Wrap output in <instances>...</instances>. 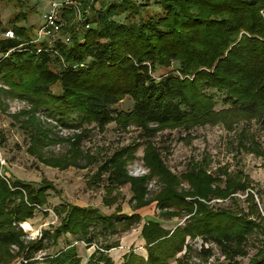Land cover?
<instances>
[{"label":"trees","instance_id":"1","mask_svg":"<svg viewBox=\"0 0 264 264\" xmlns=\"http://www.w3.org/2000/svg\"><path fill=\"white\" fill-rule=\"evenodd\" d=\"M0 1L19 8L9 28L0 16V83L8 86H0V91L31 105L30 120L23 125L31 130V147L40 156L54 142L52 130L35 116L41 110L65 127L92 123L105 127L118 120L125 126L142 127L149 138L168 126L190 129L222 121L231 127L241 119L264 118V0H155L161 8L155 13H150L148 2L111 1L93 7L91 16L77 22L81 27L68 20L62 31L71 33V42L60 38L42 52L40 44L32 42L33 26L22 23L33 11L31 0ZM8 29H14L16 37L2 36ZM173 65L167 75H154ZM55 85L60 92L53 90ZM214 92L225 107L217 109ZM126 96L134 101L129 111L116 107ZM75 114L76 122H70ZM136 148L118 152L101 165L97 175L109 173V193L129 183L135 210L156 202L161 216L186 219L173 228L146 220L140 234L147 254L131 248L120 264H171L174 258L178 264H207L188 259L189 241L195 238L202 240L200 255L205 260L213 255L207 243H214L229 264H241L236 257L248 254L252 238L262 241L248 264H264V217L253 193L247 196L248 211L239 207L235 195L250 187L249 177L229 176L221 186L219 178L204 169L192 168L178 176L152 143L144 157L150 174L132 176L126 165ZM252 151L264 157V146L257 144ZM81 153L74 147L70 161L50 162L80 166ZM153 177L162 187L149 198L148 182ZM51 188L45 183L36 187L10 180L0 172V262L12 260V244L30 258L67 234L92 244L105 231L126 232L143 220L140 213H124L120 206L107 215L97 207L63 203L54 208L60 224L25 243L20 225L45 208ZM214 198H229L236 208L212 206L208 202ZM104 201L112 205L117 198L110 195ZM118 245L103 246L107 251L96 249L84 262L78 247L68 243L46 260L49 264H116L109 251Z\"/></svg>","mask_w":264,"mask_h":264},{"label":"rangeland","instance_id":"2","mask_svg":"<svg viewBox=\"0 0 264 264\" xmlns=\"http://www.w3.org/2000/svg\"><path fill=\"white\" fill-rule=\"evenodd\" d=\"M83 4H91L99 8L103 3L120 0H81ZM140 3H149L150 13L161 10L155 0H137ZM49 0H31L29 19L21 21L26 26L38 28L42 22L43 14L47 11ZM19 8L12 4L0 1V16L4 26L10 27V19L15 16ZM64 16L65 24L74 25L79 22L77 14L66 12ZM75 26H80L78 23ZM79 27V28H80ZM63 31L60 33L62 36ZM5 36V33L2 34ZM176 66L161 68L154 72L160 78L172 72ZM0 86L8 88L5 84ZM55 92H60L59 85L53 87ZM217 99V109L225 107L218 93L214 92ZM134 101L130 97H125L116 107L120 110L129 111L132 109ZM31 105L21 99L13 98L4 91H0V172L10 180L20 179L32 183L38 187L41 184H50L45 208L36 212L34 218L29 219L33 230H28L25 222L21 223V228L25 231L23 240L25 243L41 238L44 229H48L60 224L61 220L54 208L63 203H71L84 207H97L102 213L110 215L117 211L120 206L122 212L132 214L138 212L143 216V220L136 224L131 230L119 234H112L109 231L97 236L94 244L103 247L107 244L118 243L109 254L116 264H120L123 255L129 248L138 249L137 253L147 254L144 239L141 237V228L146 220H156L167 228H173L176 224H184L185 218H165L161 216L160 210L156 208V202L135 210V201H132L133 190L130 184H125L116 189L112 194L107 190L109 184L107 178L109 173H97L102 164L109 158L124 151L125 149L137 146L134 158H131L126 167L132 176H143L150 174L151 170L146 164L145 155L150 143L155 146L167 168L178 176L188 172L190 169H204L211 175L219 178L221 186H224L229 176L242 174V180L249 177L250 184L246 191H237L238 205L244 211L249 210L247 200L248 193L255 196L259 210L264 217V157L252 151L253 147L264 146V118H252L251 120L241 119L236 121L231 127L219 121L218 123H207L187 129L183 126L159 128L157 133L150 137L146 131L136 124L122 125L118 120L108 123L105 127H100L97 123L87 124L82 128H69L60 125L55 119L50 118L43 110L35 112V116L42 122L45 128L52 130L54 142L42 150V156L34 152L31 147V130L24 128L26 121L30 120L29 110ZM18 116V117H17ZM77 115H72L70 122H76ZM23 125V127H22ZM152 127L156 125L152 124ZM78 147L81 157L78 159L79 165L69 164L61 167L51 163L52 159H63L70 161L73 148ZM97 175V176H96ZM97 177V178H96ZM185 188H189L188 183H184ZM162 182L158 177L149 179L148 197L152 198L160 190ZM115 196L117 201L112 205L105 203V198ZM208 203L216 207H229L232 202L229 198H214ZM261 240V239H260ZM79 241V242H78ZM77 237L67 234L59 239L58 243L46 244L48 247L33 253L27 258L20 252L19 245L12 244L10 252L14 255L12 260L6 264H15L23 258L26 262L21 264H49L46 257L59 249L66 247L68 243L76 245L79 254L83 258L89 257L90 252L97 248L86 246ZM47 242V241H46ZM78 242V243H77ZM86 242V241H85ZM191 249L188 252V259L191 263L206 262L207 264H229L228 259L221 248L214 243H207L213 248V255L205 260L200 255L202 240L199 238L190 239ZM49 243V241L47 242ZM262 241L252 238L246 247L247 255H238L237 260L241 264H248L251 257L257 251ZM124 245L125 248L119 246ZM105 249V248H104ZM106 250V249H105ZM184 253V252H183ZM180 253L178 256H182ZM4 264V262H0ZM171 264H178L177 259L171 260Z\"/></svg>","mask_w":264,"mask_h":264},{"label":"built area","instance_id":"3","mask_svg":"<svg viewBox=\"0 0 264 264\" xmlns=\"http://www.w3.org/2000/svg\"><path fill=\"white\" fill-rule=\"evenodd\" d=\"M83 3L84 2H82L81 0H49L47 11L43 14L42 22L39 25V27L36 28L34 32V38L32 40V42L40 44L38 48L39 52L48 50L49 49L48 47L52 46V44L60 38L66 43L71 42V38H72L71 33H66V34H63L62 36L60 35V33L62 32L64 28V24H65L64 14L66 12L71 11V12H74V14L79 15L78 18L80 21H85L91 11V4L86 5ZM5 37L7 38L16 37L14 29H8L5 32ZM42 42H46L47 46L41 45ZM1 174L3 173L1 172ZM3 176L6 177V175L4 174ZM235 195H239V194L235 193ZM82 243H84V245L86 246L96 247L97 249H100L101 251H107L104 248L94 243L90 244L85 241H82ZM119 247L125 248L124 245H121ZM141 248H143V246H140L138 248H133V250L138 251V249H141ZM21 262H26V260L21 258L15 264H21Z\"/></svg>","mask_w":264,"mask_h":264},{"label":"bare ground","instance_id":"4","mask_svg":"<svg viewBox=\"0 0 264 264\" xmlns=\"http://www.w3.org/2000/svg\"><path fill=\"white\" fill-rule=\"evenodd\" d=\"M25 226L27 227L28 230H33L32 225L29 222H25Z\"/></svg>","mask_w":264,"mask_h":264},{"label":"crops","instance_id":"5","mask_svg":"<svg viewBox=\"0 0 264 264\" xmlns=\"http://www.w3.org/2000/svg\"><path fill=\"white\" fill-rule=\"evenodd\" d=\"M34 30H36V28H34ZM144 241V240H143ZM142 243H145V242H142ZM123 245V244H122ZM142 245H145V244H142ZM94 252V251H93ZM92 252H90V254H91ZM90 256V255H89ZM87 259H88V257H86V259L84 260V262H86L87 261ZM121 261H122V259H121ZM120 261V262H121Z\"/></svg>","mask_w":264,"mask_h":264}]
</instances>
